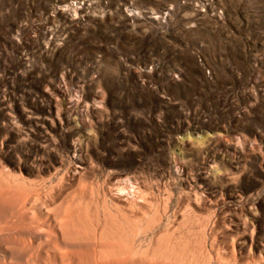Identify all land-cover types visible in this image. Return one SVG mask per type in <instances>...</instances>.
<instances>
[{
  "label": "rangeland",
  "instance_id": "1",
  "mask_svg": "<svg viewBox=\"0 0 264 264\" xmlns=\"http://www.w3.org/2000/svg\"><path fill=\"white\" fill-rule=\"evenodd\" d=\"M1 169L39 222L85 190L176 264H264V0H0Z\"/></svg>",
  "mask_w": 264,
  "mask_h": 264
},
{
  "label": "bare ground",
  "instance_id": "2",
  "mask_svg": "<svg viewBox=\"0 0 264 264\" xmlns=\"http://www.w3.org/2000/svg\"><path fill=\"white\" fill-rule=\"evenodd\" d=\"M27 182L22 174L0 170V264H163L164 259L176 264L179 244L173 236L163 241V235L175 232H170V226L159 235L156 229L164 222L156 225L157 217L140 226L114 201V211L109 205L94 210L91 200L80 199L88 191L79 190L52 208L48 220L39 222L36 210L48 207L54 193H31L34 188ZM137 187L132 180L120 182L117 200L126 197L129 209L142 208L145 197ZM99 214L104 217L99 219ZM138 230L149 237L137 242Z\"/></svg>",
  "mask_w": 264,
  "mask_h": 264
}]
</instances>
